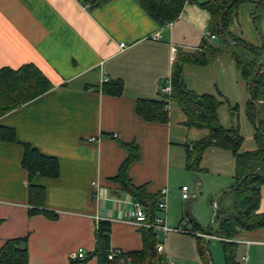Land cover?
I'll list each match as a JSON object with an SVG mask.
<instances>
[{"label": "crops", "instance_id": "obj_1", "mask_svg": "<svg viewBox=\"0 0 264 264\" xmlns=\"http://www.w3.org/2000/svg\"><path fill=\"white\" fill-rule=\"evenodd\" d=\"M207 1L189 0L175 21L160 27L138 0H0V69L33 65L52 85L0 117V249L26 239L20 247L27 249V264H71L70 255L79 249L87 255L84 264H107L93 255L98 224L105 221L108 253L121 252L112 264H131L143 248L142 228H152L145 220L139 225L127 219L134 200L116 180L130 158L129 146L136 153L125 169L131 185L147 197L167 190V210L155 217L169 229L187 231L152 229L162 247L156 248L161 264H207L202 246L211 264H226L217 234L221 220L212 221L209 208L222 203L221 217L235 211L237 155L210 147L200 169L189 171L186 147L206 140L210 131L189 125L176 103L163 108L165 122L146 121L136 110L139 101H163L160 90L168 82L171 87L179 54L186 90L220 103V126L243 139L239 154L258 150L250 84L231 53L203 50L205 43L216 50L227 45L210 31L211 15L201 6ZM259 2L242 3L229 32L238 45L264 52L255 21ZM112 82L122 85L119 95L104 89ZM257 109L264 122V100ZM28 149L54 161L56 176L30 174L23 164ZM34 188L43 191L42 204L32 196ZM260 194L257 213L264 214V185ZM230 242L237 247V264H264V228L240 229Z\"/></svg>", "mask_w": 264, "mask_h": 264}, {"label": "trees", "instance_id": "obj_2", "mask_svg": "<svg viewBox=\"0 0 264 264\" xmlns=\"http://www.w3.org/2000/svg\"><path fill=\"white\" fill-rule=\"evenodd\" d=\"M101 4L110 0H92ZM248 0H208L201 6L208 10L211 15L210 31L227 45L223 49H213L205 43L203 50L218 53H231L243 72L245 79L250 84L252 120L257 122L258 150L253 153L239 154L243 139L236 130H224L218 121L217 111L220 103L211 96L199 97L189 92L184 87L181 67L182 60L177 56L172 65L170 103H176L184 110L189 118V125L208 129L210 136L204 141L186 147L187 169L197 172L200 169L204 151L207 148L218 146L231 149L237 155V184L235 194L236 203L233 213L221 217L219 213L216 219H220L218 236L223 239V248L226 264H237V247L233 242L240 229L254 231L264 228V214H258L261 201L260 190L264 185V122L258 120L257 108L260 101L264 100V68L259 70L263 53L249 46L238 45L239 40L234 38L229 28L233 23V14L237 8ZM189 0H138L140 8L160 27L175 21L181 14L184 5ZM232 4V6H230ZM258 17L256 24L262 31L264 23V0L258 3ZM228 40L237 43L236 46H228ZM210 52V51H209ZM258 72V74H257ZM257 74V76H256ZM52 89L48 79L33 65H25L17 70L0 69V117L32 101ZM104 89L114 95H119L122 85L119 82H112L104 85ZM103 89V91H104ZM162 95V94H161ZM164 98V96L162 95ZM164 101L160 102H137V113L146 121H166V112L163 111ZM130 149L131 155L127 162L120 169L116 180L123 189L132 197L135 202L143 205L145 221L153 223L157 211V197H147L140 188H135L125 175L126 165L136 159L134 149ZM23 164L33 174L39 172L41 175L55 177L57 166L54 161L42 159L37 152L28 149L23 158ZM32 196L37 198L39 204L43 201V191L34 188ZM143 248L133 255L131 264H161L156 248L158 241L152 229L142 228ZM184 231H186L184 229ZM187 232V231H186ZM110 224L100 222L96 234V248L94 254L106 261L107 264L114 263L118 257L108 260ZM26 243V239H16L6 242L0 249V264H27L28 256L26 247L21 248L20 244ZM201 255L207 264L209 260L208 250L201 247ZM84 261H71V264H84Z\"/></svg>", "mask_w": 264, "mask_h": 264}, {"label": "built area", "instance_id": "obj_3", "mask_svg": "<svg viewBox=\"0 0 264 264\" xmlns=\"http://www.w3.org/2000/svg\"><path fill=\"white\" fill-rule=\"evenodd\" d=\"M80 1H84V0H80ZM120 49L126 48V46L124 44H120L119 45ZM262 65L264 66V59L262 61ZM161 94L164 96V98L162 99L164 101V110L168 111L169 107H170V100H169V96L171 94V87H170V83L168 82V84L166 86H163L160 90ZM182 193V199L186 200L189 198V195L187 193V187H183L181 190ZM132 208L130 209V211L127 212V219L128 220H137L139 225H142L141 222H143V220H145V212L143 207L141 206L140 203L138 202H132ZM167 210V190H161V192L159 193V199H158V203H157V211L160 214H164ZM184 224L186 223L185 221L183 222ZM149 227H151L152 229L155 230H161L163 232H181V233H186V231H184V229L182 228H178V229H169L164 225V219L162 217H155L154 221L152 224L149 225ZM161 246H158L157 249L161 250ZM121 255V252L118 250H112L107 254V258L108 260H113L116 257H119ZM87 255L85 253V251L83 249H79L77 250L75 253H72L70 255V260L71 261H84L86 259Z\"/></svg>", "mask_w": 264, "mask_h": 264}, {"label": "rangeland", "instance_id": "obj_4", "mask_svg": "<svg viewBox=\"0 0 264 264\" xmlns=\"http://www.w3.org/2000/svg\"><path fill=\"white\" fill-rule=\"evenodd\" d=\"M261 60H262V59H261ZM261 62H262V61H261ZM261 62H260V63H261ZM262 68H264L263 65H262L261 69H262ZM190 203H192L194 207L196 206V200H195V199H193L192 202H190ZM216 203H217V201H216ZM209 209H210V211H213V212H214V214H213V216H212V221H215L217 214L219 213V215H221V213H222V211H223V205H222V203H219V204L217 203V206L214 207V205L211 204V206H210ZM208 212H209V211H208ZM213 226H216V224L214 225V222H213ZM216 260H217V258H216Z\"/></svg>", "mask_w": 264, "mask_h": 264}, {"label": "water", "instance_id": "obj_5", "mask_svg": "<svg viewBox=\"0 0 264 264\" xmlns=\"http://www.w3.org/2000/svg\"><path fill=\"white\" fill-rule=\"evenodd\" d=\"M230 6H232V4ZM262 31H263V34H264V23L262 24ZM261 67H262V62L259 65V70L261 69ZM257 74H258V72H257ZM257 74H256V76H257Z\"/></svg>", "mask_w": 264, "mask_h": 264}]
</instances>
